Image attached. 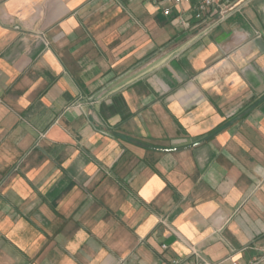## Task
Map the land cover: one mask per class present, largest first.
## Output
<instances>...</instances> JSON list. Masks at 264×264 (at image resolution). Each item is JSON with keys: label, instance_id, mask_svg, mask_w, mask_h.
<instances>
[{"label": "crops", "instance_id": "obj_1", "mask_svg": "<svg viewBox=\"0 0 264 264\" xmlns=\"http://www.w3.org/2000/svg\"><path fill=\"white\" fill-rule=\"evenodd\" d=\"M197 9L0 0V264L257 255L264 0Z\"/></svg>", "mask_w": 264, "mask_h": 264}, {"label": "built area", "instance_id": "obj_2", "mask_svg": "<svg viewBox=\"0 0 264 264\" xmlns=\"http://www.w3.org/2000/svg\"><path fill=\"white\" fill-rule=\"evenodd\" d=\"M191 0H160V2L164 5L167 3H175V4H180L182 2H190ZM220 0H197L198 3V9L195 13V15L199 18L203 17V12L207 7H216L219 5ZM163 12L168 13L169 12V7L164 6L163 7ZM165 247V245H162ZM257 249V255L249 258L248 260L241 262L238 259H234L232 257H228L230 260V264H264V245H260L256 247ZM192 256L191 258L187 259L184 264H220V262H212L208 259H205L202 257V255L197 252V251H192Z\"/></svg>", "mask_w": 264, "mask_h": 264}]
</instances>
